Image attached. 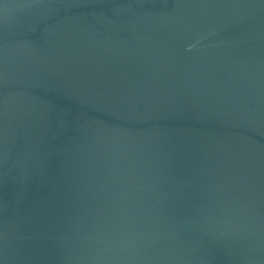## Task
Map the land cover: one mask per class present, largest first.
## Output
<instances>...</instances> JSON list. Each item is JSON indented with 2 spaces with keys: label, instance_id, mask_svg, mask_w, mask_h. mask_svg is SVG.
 Listing matches in <instances>:
<instances>
[{
  "label": "water",
  "instance_id": "water-1",
  "mask_svg": "<svg viewBox=\"0 0 264 264\" xmlns=\"http://www.w3.org/2000/svg\"><path fill=\"white\" fill-rule=\"evenodd\" d=\"M0 264H264V0H0Z\"/></svg>",
  "mask_w": 264,
  "mask_h": 264
}]
</instances>
